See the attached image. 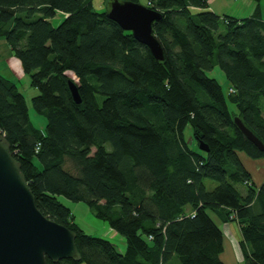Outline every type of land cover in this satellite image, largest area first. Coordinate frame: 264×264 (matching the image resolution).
Listing matches in <instances>:
<instances>
[{
	"label": "trees",
	"instance_id": "1",
	"mask_svg": "<svg viewBox=\"0 0 264 264\" xmlns=\"http://www.w3.org/2000/svg\"><path fill=\"white\" fill-rule=\"evenodd\" d=\"M145 1L162 13L152 33L164 63L92 0H0V37L30 76L32 107L47 124L44 133L31 125L23 93L0 74V134L36 208L76 234L81 260L59 264H224L209 208L239 224L243 264H264V182L256 189L239 158L261 160L264 151L233 122L241 118L264 144L260 0L243 19L218 15L208 0ZM214 67L229 84L226 97L205 73ZM208 179L217 185L207 191ZM59 197L85 203L125 239V252L86 234Z\"/></svg>",
	"mask_w": 264,
	"mask_h": 264
},
{
	"label": "water",
	"instance_id": "2",
	"mask_svg": "<svg viewBox=\"0 0 264 264\" xmlns=\"http://www.w3.org/2000/svg\"><path fill=\"white\" fill-rule=\"evenodd\" d=\"M105 14L122 30L131 32L135 41L145 46L159 64L165 62L162 45L152 33L153 24L162 17L161 12L138 2L111 0ZM67 84L72 100L81 104L75 82L68 80ZM233 122L248 141L264 151L263 142L241 118L234 117ZM198 148L205 153L209 151L203 143H198ZM75 238L74 231L51 221L36 208L20 163L0 134V264H46L47 259L53 264L61 260L79 262L81 256Z\"/></svg>",
	"mask_w": 264,
	"mask_h": 264
},
{
	"label": "rangeland",
	"instance_id": "3",
	"mask_svg": "<svg viewBox=\"0 0 264 264\" xmlns=\"http://www.w3.org/2000/svg\"><path fill=\"white\" fill-rule=\"evenodd\" d=\"M110 1L111 0H92L93 8L98 13H104V11L107 10L108 4ZM139 2H141L142 4L146 3L145 0H139ZM260 2L261 0L257 3L258 7H259ZM217 3H219L218 0L213 2L214 9H217L216 8ZM220 3L222 4V6L223 4H225L226 9H229L228 7H231V8L237 7V3H235L234 0L233 1L221 0ZM263 3H264V0L262 4ZM262 10H263L262 16L264 18V5H263ZM62 19H63L62 15H56V17L51 18L50 21H51L52 26L57 27L61 23ZM205 73L209 77L213 79L215 78L217 80V82L221 85L223 94L226 97L228 93L229 84L227 83L226 78L224 77L223 73H221L219 68L214 67L213 70L207 71ZM0 74L16 82L20 93H23L25 102L27 103L28 114H29V119L31 121L30 122L31 125H34L37 129L41 130L42 133H44L45 127L47 125L46 118L39 114H36L32 107V103H31L32 97L38 95V92L34 87H31L30 76L26 74L25 71H23L20 61H18V59L14 56L13 51L10 50L9 44L3 37H0ZM69 75H70L71 80L75 82V84H77L78 82L77 78L73 76L72 74H69ZM102 99L103 98L101 95L99 94L96 95V100L99 105L102 104V101H103ZM229 106L231 110L234 109L232 105H229ZM262 113L264 115V104L262 108ZM190 132H191V129L188 128L186 130V134H187L186 138L188 140H190L188 138V136L190 135ZM107 149L109 150L110 147L108 146ZM240 156L243 157L244 160L246 159V155L244 153L241 152ZM252 162H254V160ZM253 164L254 163L247 165L246 163V166L250 171L252 170L253 172V180L255 182L254 186L257 189L264 182V158H261V161H259V164H262L261 168L256 169L257 166ZM204 184H205L207 191L214 189L217 185L214 181H211L209 179L204 180ZM238 189L242 195H245L246 191H245L244 186L240 185ZM59 199L68 209H71V212L74 215L75 222L82 230H84L86 234L90 236H96L102 239H106L110 241L112 244H115L117 250L121 254L125 252V246H124L125 239L119 236L116 230L111 229L109 225L107 224V222L96 219L94 215V211L88 208L85 203L83 202L76 203L70 200L68 201L67 199H64L63 197H59ZM205 212L211 218L212 222L216 224L217 227L221 231L222 230L221 218H223V220L225 219V213H223L222 211L219 212L218 210H212L210 208L206 209ZM234 223L237 225L236 222ZM121 241H123L124 245H122ZM239 251H241V249H239Z\"/></svg>",
	"mask_w": 264,
	"mask_h": 264
},
{
	"label": "crops",
	"instance_id": "4",
	"mask_svg": "<svg viewBox=\"0 0 264 264\" xmlns=\"http://www.w3.org/2000/svg\"><path fill=\"white\" fill-rule=\"evenodd\" d=\"M215 1L216 0H208L209 9L213 10L220 16H222L223 14H227L231 17L243 19L244 17H248L249 15H251L254 9L256 8L255 7L256 4L253 3L251 0H234V2L237 3V7L236 8L228 7L229 9H226V5L223 4L222 6V4L220 3L221 0H218L219 3L216 4V8L219 9L220 10L219 11L217 9H214L213 7V2ZM262 2L263 0H261L258 8L260 10V18H262V20L264 21V18L262 16V11H263L262 8H263L264 3L262 4ZM239 158L241 159L244 168L248 171V173L251 176V179L253 180V172L252 170L250 171L247 168L246 163L247 165L254 163L253 165H256L257 166L256 169H258V168H261L262 166V164H259V161L261 160H255L252 158L247 159L248 158L247 156H246V159L244 160V158L240 156V153H239ZM253 160L254 162H252ZM253 183L255 184L254 180H253ZM234 222H236V220L232 218H229V220L228 219L223 220V218H221V224H222L221 232L223 235V245H222L223 251L220 255L221 257L220 259L224 264H243V257L241 255V251H239L240 245H238L239 242L242 240V234L240 231L239 224L236 222L237 223L236 225ZM121 243L122 245H124L123 241H121Z\"/></svg>",
	"mask_w": 264,
	"mask_h": 264
},
{
	"label": "built area",
	"instance_id": "5",
	"mask_svg": "<svg viewBox=\"0 0 264 264\" xmlns=\"http://www.w3.org/2000/svg\"><path fill=\"white\" fill-rule=\"evenodd\" d=\"M229 92L231 93V92H233V90H232V89H230V90H229Z\"/></svg>",
	"mask_w": 264,
	"mask_h": 264
},
{
	"label": "bare ground",
	"instance_id": "6",
	"mask_svg": "<svg viewBox=\"0 0 264 264\" xmlns=\"http://www.w3.org/2000/svg\"><path fill=\"white\" fill-rule=\"evenodd\" d=\"M61 262V261H60ZM59 264V263H58Z\"/></svg>",
	"mask_w": 264,
	"mask_h": 264
}]
</instances>
